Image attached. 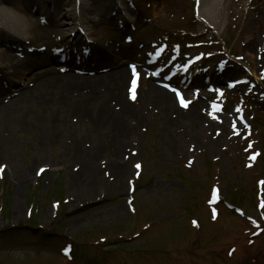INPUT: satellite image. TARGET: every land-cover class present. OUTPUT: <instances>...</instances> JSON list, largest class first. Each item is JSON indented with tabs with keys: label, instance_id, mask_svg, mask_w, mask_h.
<instances>
[{
	"label": "rangeland",
	"instance_id": "obj_1",
	"mask_svg": "<svg viewBox=\"0 0 264 264\" xmlns=\"http://www.w3.org/2000/svg\"><path fill=\"white\" fill-rule=\"evenodd\" d=\"M121 1L130 9L124 30L118 33L116 16L94 14L91 37L76 29L82 35L77 53L90 59L93 49L107 48L117 54L143 40L140 59L104 56L77 66L74 75L93 78L122 67L129 78L128 65H136L141 74L138 98L131 101L136 113L120 117L126 136L117 144L111 122L102 121L98 128L92 116L82 119L73 112L56 131L47 117L39 120L41 106L29 104L23 127L0 136V264H264V207L255 206L256 181L264 178V2L222 0L228 17L218 26L198 16L194 0H163L165 5L159 0L153 14L148 0ZM30 16L33 40L20 41L23 46L14 48L6 70H15L36 51L60 59L70 51L66 39L74 31L64 36L55 22ZM251 21L255 25L249 32ZM157 46L164 47L165 56L158 66L151 62ZM177 51L179 59L195 61L188 91L193 103L181 112L167 111L164 118L142 91L149 72L165 67ZM61 66L50 62L21 79L9 75L15 82L10 90L30 89L38 70L56 68L62 74L69 69ZM238 79L246 82L225 88ZM214 103L223 106L222 113L214 112ZM55 110L48 115L54 117ZM119 110L115 106V113ZM27 123L52 131L42 143ZM75 147L95 156V199L88 202L86 184L74 177L84 162L73 155ZM118 158L127 169L120 177L112 165ZM214 185L221 198L215 206L208 200ZM75 204L78 209L69 212ZM64 247L68 257L61 252Z\"/></svg>",
	"mask_w": 264,
	"mask_h": 264
},
{
	"label": "bare ground",
	"instance_id": "obj_2",
	"mask_svg": "<svg viewBox=\"0 0 264 264\" xmlns=\"http://www.w3.org/2000/svg\"><path fill=\"white\" fill-rule=\"evenodd\" d=\"M128 1L133 3L142 2V0ZM148 1L151 4L149 13L153 14V8L159 0ZM165 1L175 3V0ZM165 1L162 0L163 5L166 4ZM195 1L198 2V16H206L210 21H215L218 26L223 17H228L227 6L221 5L222 0ZM260 1L264 2V0ZM256 2H259V0H245L246 4ZM126 12H130V9H128L127 3L121 0H0V99L3 92L10 90L15 85L9 75H15L18 79H21L27 71L44 68L50 62L61 64V67L65 64L69 66V69H66L62 74L56 68L38 70L32 75L35 84L30 89L27 86L25 89L10 90L3 97L0 101V136L21 129L24 119L31 109L29 104L37 102L41 106L40 113H38L39 120L42 121L47 117L53 130L57 131L60 124L65 122V115L68 112H73L82 119L92 116V125L98 128H100L99 125L102 121L111 122L117 132L115 142L117 144L121 143V138L126 136V130L120 117L121 115L136 113L135 110H131L130 100L125 98L124 89L131 86L128 81L129 78H127L128 73L122 67L117 71L93 78L78 77L74 75V72H76L77 66L97 63L104 56L117 58L126 55L130 58L140 59L145 47L143 40H140L136 46L135 44L130 47L123 46L117 54L107 48L93 49L90 59L85 58L86 56L81 58L82 55L77 53L82 35L76 29H81L84 35L91 37L92 27L96 24L91 17L92 15L97 14L100 17V15L107 13L116 16L117 31L121 33L124 30L123 25L125 24L123 21L126 19ZM31 14H38L45 22H55L56 29L58 32L64 33V36H69L74 31L72 38L66 39L70 51L64 54L62 61L49 52L36 51L30 56L25 55L23 64H15V70H6L5 63L9 61L15 52L13 51L14 48L19 46L21 50L23 46L20 41L27 44L33 40L32 32L28 28ZM254 25L255 23L251 21L246 30L252 31ZM66 31L69 33L66 34ZM251 37L252 43L258 41L257 35ZM88 42L92 41L88 40ZM75 58L83 60H71ZM151 82H147L148 85L143 88L142 93L145 98H150V101L160 107L164 118H166L167 111L174 110L176 113L183 111L174 104L171 94ZM58 104L60 110L58 109L57 112L55 108ZM115 106L119 107V113H115ZM53 110H55L54 117L48 115V111ZM38 124L31 125L27 123L25 125L30 126L29 132L33 134L36 132V135H40L41 142L44 143V140L47 139L46 135L52 129L46 132L45 127L47 126H37ZM77 148H73V155L83 159L84 162L80 169V175L74 177L76 181L79 180L82 184H86L85 195L90 197L89 200H86L88 202L95 199L94 197L91 198V188L97 179L96 168L93 167L94 164L92 163L95 156L84 153ZM95 150H99V148H95ZM9 161L13 162L11 156ZM114 164L115 175L120 177L127 171L125 163H120V158L112 163V165ZM26 176L27 173L19 178L21 184H23ZM77 185H79L78 182H73V187H77ZM79 205L70 206L69 212H75ZM20 215V211L16 210L15 218L19 219Z\"/></svg>",
	"mask_w": 264,
	"mask_h": 264
},
{
	"label": "snow or ice",
	"instance_id": "obj_3",
	"mask_svg": "<svg viewBox=\"0 0 264 264\" xmlns=\"http://www.w3.org/2000/svg\"><path fill=\"white\" fill-rule=\"evenodd\" d=\"M185 106H186V105H185ZM136 167H137V168H139L140 166H139V165H137ZM261 207H264V203H262Z\"/></svg>",
	"mask_w": 264,
	"mask_h": 264
}]
</instances>
